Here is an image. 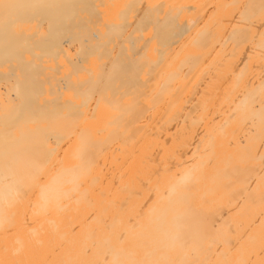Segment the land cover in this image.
I'll use <instances>...</instances> for the list:
<instances>
[{"label":"bare ground","instance_id":"bare-ground-1","mask_svg":"<svg viewBox=\"0 0 264 264\" xmlns=\"http://www.w3.org/2000/svg\"><path fill=\"white\" fill-rule=\"evenodd\" d=\"M0 264H264V0H0Z\"/></svg>","mask_w":264,"mask_h":264}]
</instances>
